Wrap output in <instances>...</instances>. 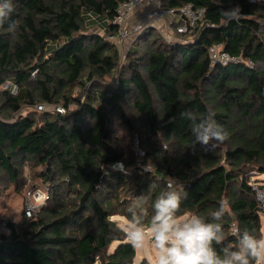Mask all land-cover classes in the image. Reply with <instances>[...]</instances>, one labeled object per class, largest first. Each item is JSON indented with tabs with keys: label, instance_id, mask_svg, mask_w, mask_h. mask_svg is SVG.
Returning a JSON list of instances; mask_svg holds the SVG:
<instances>
[{
	"label": "trees",
	"instance_id": "1",
	"mask_svg": "<svg viewBox=\"0 0 264 264\" xmlns=\"http://www.w3.org/2000/svg\"><path fill=\"white\" fill-rule=\"evenodd\" d=\"M122 1L15 0V30L0 29V85H18L15 94L0 89V174L18 190L26 163L39 166L34 176L50 183L33 216L22 211L25 220L5 221L0 264H132L135 249L112 217L127 218L129 205L144 194L147 203H139L150 225L151 202L170 177L187 192L181 215L210 217L221 198L229 201L228 235L218 250L235 245L236 227L261 236L260 202L248 171L264 172V0H160L164 7L202 5L205 15L191 37L181 34L173 43L158 42L146 27L135 42L148 46H134L138 55L120 66L115 44L88 31L87 21L114 34ZM233 3L244 15L225 24L220 11ZM216 43L235 59L212 63L208 48ZM104 76L113 82L102 84ZM87 82L84 98H74L73 88ZM35 103L60 104L65 112L37 110ZM209 109L228 133L214 149L193 144L190 121L181 116ZM132 118L141 121L139 145L143 163L151 158L149 171L134 166V152L115 134V120L129 129ZM116 162L135 168L113 169Z\"/></svg>",
	"mask_w": 264,
	"mask_h": 264
},
{
	"label": "clouds",
	"instance_id": "2",
	"mask_svg": "<svg viewBox=\"0 0 264 264\" xmlns=\"http://www.w3.org/2000/svg\"><path fill=\"white\" fill-rule=\"evenodd\" d=\"M15 8V0H0V29L7 24V31L15 30L17 24L11 19ZM220 15L225 24H230L238 21L244 13L239 3H233L222 8ZM181 116L190 121L193 144L214 149L226 141L228 133L217 123L211 109L206 114L185 111ZM117 167L122 165H113L114 169ZM144 170L149 171L147 166ZM186 198L183 186L170 177L167 190L151 202V224L146 230V212L139 201L147 203L148 198L144 194L137 197L129 205V215L121 229L131 247L145 248L150 234L155 248V264H264V235L257 236L236 227L230 233L236 240L235 245L217 249L216 246L223 245L228 235L223 223L230 206L227 198L218 201V207L210 217L192 213L181 218V204Z\"/></svg>",
	"mask_w": 264,
	"mask_h": 264
},
{
	"label": "rangeland",
	"instance_id": "3",
	"mask_svg": "<svg viewBox=\"0 0 264 264\" xmlns=\"http://www.w3.org/2000/svg\"><path fill=\"white\" fill-rule=\"evenodd\" d=\"M250 1H258V0H250ZM152 5H148L146 7H139L135 8L132 13L128 16V24L132 25L135 22H144V24L147 27H150V29L154 28L155 24L160 26V31H157L153 33V36H155V39L158 42H170L173 37H170V34L173 32L171 21H169L167 18L169 15H154L149 19L148 14L149 11L152 9ZM137 13L140 14L137 16ZM146 14L147 17L143 16L142 14ZM133 16V17H131ZM168 16V17H167ZM89 24L88 31H96L101 34H103L107 40H110L117 49L119 50V58L118 63L120 66H122L129 58L135 57L138 55V53H133L132 51L133 47L145 49L148 45L146 41H140L135 42L137 36L132 35L128 39H119L118 35L116 33L114 34H106L102 29L97 27L96 25H93L91 21H87ZM149 29V30H150ZM150 32V31H149ZM149 42V41H148ZM131 50V51H130ZM143 65V64H142ZM144 70V69H143ZM113 82V79L111 76H104L101 79L102 84H109ZM89 87V82L85 83L83 87H74L72 91V96L74 98H77L79 100L83 99L85 96V91ZM1 89V88H0ZM37 104H33L31 107L37 109ZM54 105H60V104H54ZM53 106V105H51ZM49 106L47 109H52V107ZM23 112L28 109L27 104L22 106ZM39 110V109H37ZM133 111V110H132ZM131 110L126 111L131 113ZM134 112V111H133ZM130 122L131 128H126L124 125L118 123L117 120L114 121V129L116 131L115 134H117L120 145L123 146L126 151L134 152L133 155L136 156L137 163H135L134 166H138L137 168H140L141 170L145 169V166L149 170H151V158L148 157L146 159V162L143 163L144 160V154L137 156L135 153L136 144L135 140L138 139V145H139V138H141L143 141L145 139V135L142 133V127H141V121L136 118H132ZM150 138L155 140L156 142H159V136L158 135H150ZM162 143V141H160ZM164 143V142H163ZM163 147V146H161ZM139 148L143 150V148L139 145ZM144 151V150H143ZM132 154H130L131 157ZM135 158V157H134ZM113 165H122V167H117L115 169H122L127 173L132 172L135 168L132 164L131 165H124L123 162H117L112 164L111 167L113 168ZM39 166L34 167L33 169H29L28 165L26 163L23 164V184L22 186L16 190V187L14 183L7 182L5 177L0 174V230L4 229L5 227V221H16L21 222L25 219H23L22 211L23 207L28 203L32 202V204L35 205V211L36 213L38 209L46 203L47 200V193L49 194L50 189V183L46 182L41 177H35L34 173L39 170ZM154 169V167L152 166ZM114 169V168H113ZM135 171V170H134ZM248 174H250L249 183L252 185V187H256L257 190V198L260 202V232L261 235H264V172L260 173L256 168H250L248 171ZM39 194L40 197H37ZM187 215V214H184ZM184 215H181V218H183ZM33 216V215H32ZM30 218V217H29ZM112 218H114L117 223L123 227L124 223L126 222V218L115 215ZM145 229L147 230L150 225H144ZM149 243L145 246L143 249H135V255L133 257L132 264H155V248L154 245L151 242V235L148 236ZM116 242H113L111 246L109 247V250L111 251L114 246L116 245ZM99 264V263H96Z\"/></svg>",
	"mask_w": 264,
	"mask_h": 264
},
{
	"label": "built area",
	"instance_id": "4",
	"mask_svg": "<svg viewBox=\"0 0 264 264\" xmlns=\"http://www.w3.org/2000/svg\"><path fill=\"white\" fill-rule=\"evenodd\" d=\"M148 5H152L151 11H149L148 17L149 19L154 15H169L171 18V24L173 32L170 34V37L173 39L168 43H173L175 41L181 40L183 37L181 34H185L186 36L191 37L195 30L196 25L202 21L205 15V7L202 5L194 4L192 2L183 3L177 7H164L160 0H123L120 2L116 8L115 15L113 18V23L116 26V34L119 39H128L132 35L137 36L140 34L147 26L144 22H135L132 25L128 24V16L135 8L146 7ZM157 31L160 29L157 26H154ZM208 56L212 63H222L225 64L228 61L235 59L230 55L228 51H226L221 44H212L208 48ZM37 70L34 69L31 72L33 75ZM1 89H9L10 93L15 94L18 90V85L11 81L5 80L0 85ZM53 105V106H51ZM49 106L52 107L50 110H55L58 112H65V107L62 105H54V104H46L39 103L37 104V109L45 110ZM136 149L135 153L137 156L143 155L144 151L139 148L138 139L135 140ZM117 164V162H116ZM169 182V181H168ZM167 182V184H168ZM257 191V190H256ZM35 198L40 197L39 194ZM48 198V193H47ZM35 205L32 202H28L23 207L24 215L29 218L34 214Z\"/></svg>",
	"mask_w": 264,
	"mask_h": 264
},
{
	"label": "crops",
	"instance_id": "5",
	"mask_svg": "<svg viewBox=\"0 0 264 264\" xmlns=\"http://www.w3.org/2000/svg\"><path fill=\"white\" fill-rule=\"evenodd\" d=\"M140 14H138L137 13V16H139ZM143 16H145V17H147V15L144 13V14H142ZM131 17H133V16H131ZM168 17V16H167ZM169 21H171V18L170 17H168L167 18ZM155 26H157L159 29H160V26H158L157 24H155ZM155 29V28H154ZM175 36V35H174Z\"/></svg>",
	"mask_w": 264,
	"mask_h": 264
},
{
	"label": "water",
	"instance_id": "6",
	"mask_svg": "<svg viewBox=\"0 0 264 264\" xmlns=\"http://www.w3.org/2000/svg\"><path fill=\"white\" fill-rule=\"evenodd\" d=\"M106 264H120V262L119 261H107Z\"/></svg>",
	"mask_w": 264,
	"mask_h": 264
}]
</instances>
